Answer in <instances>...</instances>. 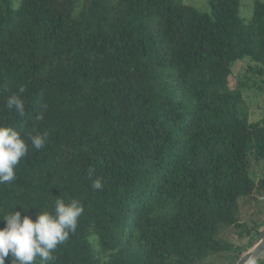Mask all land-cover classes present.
<instances>
[{"label": "trees", "instance_id": "trees-1", "mask_svg": "<svg viewBox=\"0 0 264 264\" xmlns=\"http://www.w3.org/2000/svg\"><path fill=\"white\" fill-rule=\"evenodd\" d=\"M208 3L0 0V123L29 145L0 217L80 200L54 264H235L264 232L240 219L264 197V3L246 18L239 0Z\"/></svg>", "mask_w": 264, "mask_h": 264}, {"label": "clouds", "instance_id": "clouds-1", "mask_svg": "<svg viewBox=\"0 0 264 264\" xmlns=\"http://www.w3.org/2000/svg\"><path fill=\"white\" fill-rule=\"evenodd\" d=\"M6 107L20 116L25 114L24 101L18 95L9 96ZM29 139L31 146L40 150L45 146L48 134L29 135ZM28 150L29 145L20 132L11 125L0 123V185L15 181L16 168ZM91 187L102 191V179L93 180ZM16 206L14 211H5L0 217L4 222L0 227V264H5L6 258L10 259V264H37V259L39 264H54L53 253L76 231L84 212L83 204L74 198H57L51 211L39 209L35 219L32 215H22ZM22 209L25 213L29 210L23 206Z\"/></svg>", "mask_w": 264, "mask_h": 264}, {"label": "rangeland", "instance_id": "rangeland-1", "mask_svg": "<svg viewBox=\"0 0 264 264\" xmlns=\"http://www.w3.org/2000/svg\"><path fill=\"white\" fill-rule=\"evenodd\" d=\"M183 1L189 5H192L193 7H195L196 9H198L200 11L207 10V8L209 6V3H208L209 0H183ZM239 1H240L239 15L241 17H244V18L250 16V14L252 13V5L254 2L259 1V2L264 3V0H239ZM244 74H248V73L245 71V64H242L241 69L239 71V75L242 76ZM235 81H236V77H233L230 79L229 90L234 91ZM254 91L256 92L255 88L252 89L248 94H250ZM247 92H248V90L245 89L244 93H247ZM251 96L253 98V101H256L257 98H254L253 95H251ZM259 99L262 100L260 96H259ZM260 100H259V102H260ZM259 111H260L259 108L255 109L254 110L255 115H257ZM262 171L264 172V168ZM262 171L259 169V172H257V175L258 176L261 175ZM257 198H258V200L256 202H254L253 204H248V202L242 203L241 212H240V219L242 222L247 221V222L251 223V220H254V221L264 220V197L262 198L261 196H258ZM256 205L258 207H255ZM220 238L224 241H227V242H231V243L234 242L235 244L239 242L243 247H245L247 245V238H243L242 240H238L236 237V234L232 233L230 230L221 233ZM210 259H212V257H208L201 264H224L223 261L221 262L220 259H216V260H220L217 263H208V261H210Z\"/></svg>", "mask_w": 264, "mask_h": 264}, {"label": "water", "instance_id": "water-1", "mask_svg": "<svg viewBox=\"0 0 264 264\" xmlns=\"http://www.w3.org/2000/svg\"><path fill=\"white\" fill-rule=\"evenodd\" d=\"M264 253V232L260 234L241 255L235 264H256Z\"/></svg>", "mask_w": 264, "mask_h": 264}]
</instances>
